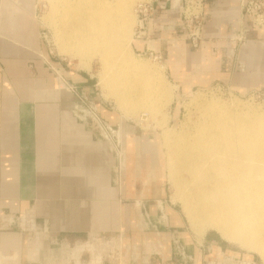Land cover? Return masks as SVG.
<instances>
[{"label": "crops", "instance_id": "0c3cea01", "mask_svg": "<svg viewBox=\"0 0 264 264\" xmlns=\"http://www.w3.org/2000/svg\"><path fill=\"white\" fill-rule=\"evenodd\" d=\"M18 1L0 0V264H41L61 236L122 232L134 253L167 252L177 232L186 234L174 207L163 206L168 188L156 136L123 124L117 189L115 156L73 115L72 96L55 92L41 60L35 0ZM245 1L207 0L203 39L193 48L178 39L182 15L174 0L147 24L145 37L134 36V52L162 53L173 81L187 91L215 82L246 92L264 89V26L255 27L243 14ZM246 28L251 41L236 51L232 39ZM73 79L92 85L87 76ZM99 107L103 118L120 121ZM157 201L175 223L172 230L158 224ZM205 242L217 244L212 236ZM200 247L191 254L202 262Z\"/></svg>", "mask_w": 264, "mask_h": 264}, {"label": "bare ground", "instance_id": "6f19581e", "mask_svg": "<svg viewBox=\"0 0 264 264\" xmlns=\"http://www.w3.org/2000/svg\"><path fill=\"white\" fill-rule=\"evenodd\" d=\"M133 1L56 0L47 15L57 27L62 51L87 61L95 55L106 62L121 60L123 70L112 77V85L124 109L141 103L139 98L151 93L153 79H162L148 62L126 55ZM157 95L167 97L164 89ZM199 113L193 133L165 136L177 194L198 231L215 229L264 258V111L235 101H208Z\"/></svg>", "mask_w": 264, "mask_h": 264}, {"label": "rangeland", "instance_id": "374dc122", "mask_svg": "<svg viewBox=\"0 0 264 264\" xmlns=\"http://www.w3.org/2000/svg\"><path fill=\"white\" fill-rule=\"evenodd\" d=\"M55 1L56 0H35L34 14L41 25L39 35L43 47L41 49V60L53 77L55 92L58 94L65 93L67 95L69 93V96H72L71 108L74 116L78 108H85L86 106H81V102L78 100L76 93H70L66 88L68 84L77 86L80 92H84L88 95L90 100L98 106L102 104L108 110L119 114L120 121L116 124H112L109 120L105 119L115 130H118L117 138H115V141L110 143L109 146L108 143L104 141L106 151L114 155L117 160V165L113 167V184L117 189H120L122 177L120 161H122L121 153L124 152L123 124L128 123L137 128L139 132H148L156 136L161 146L162 162L168 188L167 202H164L163 206L168 204L174 207L180 224L182 225L181 228L186 236L182 237V235L177 232V235L169 240L167 252L163 253L154 250L153 253L149 252L147 254L142 252L134 253L135 250L129 248L130 244L126 243L125 238L122 236V232L107 238L91 235L77 238L61 236L56 239L55 244L51 246L53 252H45L46 257L41 260V264H191L190 261L181 256L180 252H183V250L188 256H193L199 264H217L218 262H222V264H264V258L258 252L248 250L238 243L224 239L215 229L207 228L201 233L194 228L184 209L183 202L177 194L175 184L170 177L171 170L169 168V158L171 157V148L168 147L169 145L166 141L167 137H165L169 133H193L195 125L201 120L199 113L200 106L208 101H217L226 104L235 101L236 103L243 104V106L264 111V89H252L246 92L235 89L222 82H215L205 87H194L192 91H187L182 87H178L173 81L170 73L166 70L165 59L162 63H158L148 55H140V53L134 52L133 38L135 36L134 33L137 24L136 8L140 2L146 1L135 0L132 3L131 9L133 17L131 25V47L128 48L129 50L127 49L126 55L139 61L148 62L151 68H154L153 70L157 69V71L161 72L162 79H153L151 87L150 85L148 86L152 91L144 100L139 98V102L141 103L136 104L135 102V104H132L128 109H124L114 97L112 85V77L123 70L121 60H118V63L113 61L106 62L100 58V56L95 55L90 59L88 58L87 61L77 55L62 51L55 34L57 27L55 24H52V19H49L47 16L51 15L50 11H52V4ZM17 2L20 4L18 0ZM62 19L66 21L65 17H61L59 20L62 21ZM246 30L247 28L235 39H232L234 40L233 42L236 43V51L248 46L251 41L247 35L248 30ZM178 39L180 41L189 42L193 48H197L203 39V32L197 47L192 44V38H190L188 30L186 29H183ZM117 54L122 55L121 53ZM238 67L244 70L242 64H239ZM31 72L34 75L35 68L32 67V64ZM77 75L83 79H85L86 76L89 77L92 85L90 87H85L82 83L73 79L74 76ZM63 82L64 84H62ZM144 87L146 88V86ZM158 89H164L167 97H165V95H163V97L157 95ZM130 98L134 99L133 96ZM136 100H138V98H136ZM167 131L169 132L167 133ZM96 138L97 140L102 139L99 136ZM99 142H101V140H99ZM160 203L161 202L158 201L155 202L159 210L156 219L158 224L170 229L175 223H173L168 216L165 219V212L161 209ZM170 230H172V228ZM209 236L215 237L217 240V244L210 245V249L207 248L208 244L205 242V239H208ZM178 239L180 240L181 250L177 248ZM199 245L201 246L200 248L203 249L202 262L191 254L193 247ZM228 258L231 259L230 262L228 261L229 263L225 262Z\"/></svg>", "mask_w": 264, "mask_h": 264}, {"label": "built area", "instance_id": "2783aa9c", "mask_svg": "<svg viewBox=\"0 0 264 264\" xmlns=\"http://www.w3.org/2000/svg\"><path fill=\"white\" fill-rule=\"evenodd\" d=\"M173 1L174 0H146L140 2L136 8L137 24L134 35L141 38L145 37L148 31L147 24L153 20L154 16L159 11L168 8ZM206 2L207 0H177L182 15L181 27L182 29L188 30L189 36L193 41L192 44L195 47L198 46L199 40L202 37L206 19ZM242 10L244 15L255 27L259 28L264 26V0H246L243 4ZM141 54L150 56L158 63H162V61H164L162 53L151 50L150 48H148L145 52L140 53V55ZM66 86L70 93H76L78 100L81 102V106H86L85 108L77 109L75 112L76 118L82 121L94 134V136L102 138H98L101 140V143H104L105 141V143H108V146L110 143H113L115 138L118 136V130H115L114 127L102 117L99 106L93 103L84 92H80L77 86H74L73 84H68ZM164 217L165 219L167 218L165 215ZM179 242L180 240L178 239L177 248L181 250ZM207 248L210 249V246ZM180 253L181 256L190 261L191 264H199L193 256H188L184 250ZM230 260L231 259L228 258L225 262H230ZM217 264H222V262H218Z\"/></svg>", "mask_w": 264, "mask_h": 264}]
</instances>
